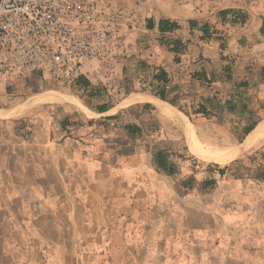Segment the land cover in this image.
<instances>
[{
	"label": "crops",
	"instance_id": "obj_1",
	"mask_svg": "<svg viewBox=\"0 0 264 264\" xmlns=\"http://www.w3.org/2000/svg\"><path fill=\"white\" fill-rule=\"evenodd\" d=\"M118 3L136 9V37L151 46L147 73L164 69L170 88L193 86L208 105L216 96L212 108L221 120L214 122L236 136L257 122L240 142L215 150L197 136L198 143L218 151L245 142L264 119V0ZM229 9L244 21L222 20L219 12ZM161 18L181 27L160 32ZM204 23L218 32L202 36ZM161 38L182 40L178 63ZM195 71L206 79L193 77ZM90 110L95 115L67 105L41 108L25 120L26 130L0 131V264H264V162H232L264 137L220 162L203 157L194 138L158 109L185 146L162 142L150 108ZM159 150L173 173L157 166Z\"/></svg>",
	"mask_w": 264,
	"mask_h": 264
},
{
	"label": "built area",
	"instance_id": "obj_2",
	"mask_svg": "<svg viewBox=\"0 0 264 264\" xmlns=\"http://www.w3.org/2000/svg\"><path fill=\"white\" fill-rule=\"evenodd\" d=\"M136 9L116 0H0V92L29 78L110 93L136 49Z\"/></svg>",
	"mask_w": 264,
	"mask_h": 264
},
{
	"label": "rangeland",
	"instance_id": "obj_3",
	"mask_svg": "<svg viewBox=\"0 0 264 264\" xmlns=\"http://www.w3.org/2000/svg\"><path fill=\"white\" fill-rule=\"evenodd\" d=\"M116 1L118 2V0ZM142 38V35L140 37H136V49L133 53L129 54L125 60V77L120 82V86L112 90L110 93L99 89L97 96L91 97L86 92L83 93L81 90H68L66 88L52 85L50 83L41 84L29 78H22L16 82V87L13 90L0 92V110L6 109L3 107L10 108V106L13 107L21 102H25L27 100L29 101L32 99H38L40 97L50 94H61L67 95L69 97H75L85 108L90 111L89 116L95 114L85 105L86 103L91 106L106 103V105L109 107V109L106 111L109 112L107 114H113L122 108H126L132 105L142 106L143 103L131 105L123 104L122 106L120 105V103L125 100L126 96L130 92H144L153 95L152 91H156L158 89V87L155 84H152L153 82L150 81V77L146 72L147 68H143L141 66V64L148 65V61L150 60L149 56L152 55V53L147 55V50L151 46L146 40H142ZM169 58L172 63H178L176 59L172 57V55ZM163 59L166 60L167 55ZM166 90L167 102H169L168 100H174V105L170 102L169 103L181 112L186 111L192 113L194 107L193 104L202 100L201 95L199 96V94L202 92L200 91V93H198L197 91H193V86H181L180 88L178 85L175 88L169 87ZM63 105L71 106L72 108H79L78 106L68 101L63 103H39L31 108L25 109L24 111L20 112L15 116L4 117L0 115V131L8 129V126H10L11 129H13V127H17L19 130H26L25 120L29 118L32 114H34L38 109L47 107H59ZM150 106L151 107L149 108L152 110L150 114H154V116L158 117L160 120L154 124V127L152 129L155 132H158L160 136L166 137V139L162 142L168 147H172L175 145H178L180 147L185 146L184 144L186 143V141L183 138V135L180 132L176 131L174 128H172L171 125L159 115L155 106H153L152 104H150ZM191 118L192 121H190L194 125L196 134L205 148L215 150L217 148H221L225 145L235 143L237 141V136L233 133L232 130L221 129L219 128V125L216 124L217 122H214L215 119L221 120L220 117L201 118L192 115ZM263 143L264 141L261 142L257 147H255V149L233 160L232 162H243L244 160H247L251 163V165H257L259 162H264V153L261 150V144ZM206 162H210L211 164H217L211 161ZM229 164H231V162ZM4 263L6 264L7 260H4Z\"/></svg>",
	"mask_w": 264,
	"mask_h": 264
},
{
	"label": "trees",
	"instance_id": "obj_4",
	"mask_svg": "<svg viewBox=\"0 0 264 264\" xmlns=\"http://www.w3.org/2000/svg\"><path fill=\"white\" fill-rule=\"evenodd\" d=\"M229 15V19L232 22H243L245 19V15L237 10H222L219 12V16L221 17L222 20H225L227 18V16ZM189 27L192 28V26H196V22L194 20H189L188 21ZM146 26L148 28H152L153 27V23L151 20H147L146 22ZM158 30L160 32H171L175 29L180 28V24L174 20H170L167 18H161L158 21L157 24ZM199 30L202 32V36H211L212 33H215L216 31L218 32V30H216L215 28H210L209 25H207L206 23L202 24L201 26H199ZM161 44L165 45L169 51L173 52L175 54V59L178 60V57H176L178 54H180L183 49H184V43L182 42L181 39L179 38H166L160 39ZM224 42H225V38H224ZM223 47V43L221 44ZM126 60V59H125ZM141 66L143 68L147 67V64H141ZM223 69L228 73L229 72V66L225 65L223 67ZM261 72L264 74V68H261ZM148 76L150 77V81L153 82L152 84H155L158 89L156 91H152L153 96H156L157 98L161 99V100H166L167 102V98H166V92H167V88L170 87L169 85V77L167 72L160 68V67H154L152 70H150L148 72ZM193 77L198 78V79H206L205 74L202 71H195L192 74ZM125 77V64H124V72H123V78ZM122 79L119 81L118 85L116 88H118L120 86V82L122 81ZM77 85H80V88H73L72 90H81L83 93H87L89 96L91 97H95L97 96V93L99 91L98 88H95L94 86L90 85V83H88L84 78H78V80L75 82ZM8 91V90H7ZM131 93V92H130ZM171 104L174 105V100H168ZM211 101H213V103L216 102V96L213 95ZM169 102H167L170 107L176 111L177 113L181 114L184 117H188L189 120L192 121L191 116L195 115L197 117H216L217 115L215 114L213 108H212V104H206L204 102L198 101L195 104H193V111L192 113L183 111L181 112L180 110H178L176 107H174L173 105H171ZM192 104V103H191ZM86 105L97 112H104L106 110L109 109V107L106 105V103H102V104H98L96 106H91L88 103H86ZM145 108H149L151 107L149 103H143L142 105ZM180 109V108H179ZM232 107L231 106H227L226 110L227 111H232ZM183 113V114H182ZM257 122L251 120L250 122L246 123L242 128H241V132L240 134L237 136V141H241L243 139V137L255 126ZM126 129L128 131H133L134 128L131 124H127L125 125ZM156 161H157V166L165 171L168 174H171L174 172L173 166L171 164L168 163L167 159L164 157V155L162 154V152L159 150L156 153ZM213 165L214 167H217V164H211L209 163L208 166ZM225 168V167H224ZM223 168V169H224ZM213 184V179H210L207 184Z\"/></svg>",
	"mask_w": 264,
	"mask_h": 264
},
{
	"label": "bare ground",
	"instance_id": "obj_5",
	"mask_svg": "<svg viewBox=\"0 0 264 264\" xmlns=\"http://www.w3.org/2000/svg\"><path fill=\"white\" fill-rule=\"evenodd\" d=\"M55 90V89H48ZM58 91V90H57ZM61 92V91H60ZM70 102L76 106H78L85 114H90V111L85 108L75 97L61 95V94H50L40 97L38 99L27 100L25 102H21L13 107L6 108L0 110V115L7 116H15L25 109L31 108L39 103H63ZM142 102H149L156 106L159 113L166 119H169L172 124L180 131L186 133L188 136L193 137L196 141L198 151L201 155L207 159L216 160L220 162H226L230 158H233L236 155L242 154L247 148L256 143L259 139L264 137V119L261 120L258 125L254 128L252 133L247 137V140L237 147H226L224 149L218 151H209L204 149L199 143L197 134L194 128L193 123L186 117L176 114L166 101L157 98L151 94H147L144 92H131L129 93L123 104H136ZM1 109V108H0ZM91 116V115H90ZM204 146V145H203Z\"/></svg>",
	"mask_w": 264,
	"mask_h": 264
}]
</instances>
